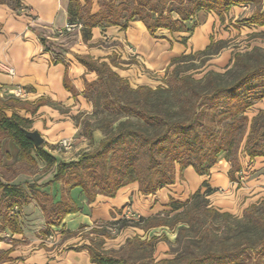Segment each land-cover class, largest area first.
Returning a JSON list of instances; mask_svg holds the SVG:
<instances>
[{
	"label": "crops",
	"instance_id": "1",
	"mask_svg": "<svg viewBox=\"0 0 264 264\" xmlns=\"http://www.w3.org/2000/svg\"><path fill=\"white\" fill-rule=\"evenodd\" d=\"M69 1L0 0V101L6 103L3 112L8 117L14 113L26 119L27 129L42 135V150L55 159L47 164L34 150L30 157L21 156L12 139L0 137V183L16 186L19 193L25 191L28 195V201L19 207L13 202L9 207L8 198H0V264H97L88 250L80 247L89 243L87 229L99 228L128 201L130 194H121L120 190L114 197L97 194L89 201L80 187L67 189L61 179H54L56 164L76 159L85 145L73 114L88 107L82 92L85 83L95 80L97 74L79 58L106 62L132 87L153 86L160 83V74L173 58L204 49L215 24L214 15L200 11L197 16L202 19L191 32L159 28L150 33L142 21L131 20L125 28L93 26L85 40L80 28L59 36L56 30L68 22ZM92 1L94 13L98 5L97 0L96 4ZM182 37H186L185 43ZM127 46L135 50L133 55L127 52ZM17 88L25 92L23 97L14 95ZM62 138L70 140L69 148L58 146ZM229 170L230 164L224 159H218L208 173L201 175L187 166L181 178L156 196L137 193L133 198L146 203L151 198L179 199V195L204 190L202 183L206 182L213 190L206 197L232 213L239 214L264 201V157L245 156L233 173L234 180ZM32 193L40 197L45 194L53 203L63 198L76 210L66 213L59 224L47 223ZM10 218L15 221L12 226L7 222ZM167 251V244L158 238L150 256L153 261L172 259Z\"/></svg>",
	"mask_w": 264,
	"mask_h": 264
},
{
	"label": "trees",
	"instance_id": "2",
	"mask_svg": "<svg viewBox=\"0 0 264 264\" xmlns=\"http://www.w3.org/2000/svg\"><path fill=\"white\" fill-rule=\"evenodd\" d=\"M255 1L257 0H97L98 10L93 13L91 12V0H84L83 4L79 0H70L67 14L69 23L81 25L82 38L85 40L90 36V30L93 26L119 25L121 28H125L131 20L142 21L150 33H154L159 28L170 31L191 32L193 26L191 28L186 27L184 21L192 18L200 9L213 10L222 6L228 8L232 5ZM173 11L178 14L177 18H172L171 13ZM258 20V23L264 24V20ZM252 21L257 22L255 18ZM181 41L185 43L186 37H182ZM213 48L214 42L210 38V42L204 49L184 53L173 58L167 70L171 65H174L172 72L176 71L177 62L189 56L213 54ZM234 55L236 62L243 57L240 52H235ZM79 60L89 70L95 71L97 74L95 80L85 83L83 95L89 97L90 93L94 92L96 95L90 96L95 107L94 111L105 112L104 117L112 111L115 112L113 114L115 117L113 116L107 120L106 127L100 124L95 126V129L104 132V136L96 149L82 152L75 160L59 161L56 164L54 179H61L67 189L80 187L89 201L93 200L97 194L114 197L119 188L132 180V173L134 170L136 171L134 165L137 158L135 149L138 146L145 149L149 162L145 171L143 170L144 174L142 173L141 181H138L137 191L141 195H151L164 185L173 184L176 175L174 163L179 164L180 171L191 165L197 174L208 173L209 168L217 161V154L220 151H225V157L229 159V150L226 143L219 138L220 134L213 132L207 125L202 127L203 122L199 119L200 107L215 104L220 99H226L229 108L224 113L232 116L235 121V116L239 114H242V118L245 119L243 113L256 101L263 100L264 103V62L260 59L259 63L246 65V69L228 84L213 83L212 81L216 75L213 70H209L205 74L206 86L204 88L196 90L193 84L192 86L189 84L193 87V94L189 98L192 105L189 107V116L183 120H171L161 113L159 111L161 104L158 103L160 106L155 105L154 102L156 97L154 100L151 97H146L152 102L150 106L144 104L145 102L138 104L131 101L123 102L121 99L122 94L126 91L145 90L148 96H151V94L158 96L164 92L170 93L171 90L174 92L173 89H164L162 86L132 88L127 80L121 78L106 62H98L83 57H80ZM181 80L186 81L185 78ZM187 83L189 82L187 81ZM4 105L6 103L0 101V137L12 139L19 147L21 156L30 157V152L34 150L47 164L53 163L55 159L45 153L41 145L35 147L32 141L24 136L21 127H28L27 120L14 113L9 117L6 116L3 112ZM132 117L137 118V121L155 124L158 129L153 134H148L144 129L135 128L132 125L134 123ZM86 125L90 126L89 123H86ZM235 125L238 124L235 123ZM263 139L264 107L252 117L246 134L245 151L250 159L256 156H264V145L261 146ZM134 141L136 146L131 143H134ZM207 143L208 146L205 148ZM207 149H211V154H206ZM110 151L117 152L115 158L111 159L109 156ZM191 154H195L196 162L190 160L189 155ZM115 159L120 161L121 167L113 172L111 169L114 167V163L111 162ZM109 162L112 166L108 164ZM237 169H239V166L234 167L230 163V179L234 180L233 173ZM155 173L156 177H154ZM202 186L205 187L203 192L199 188L192 194L194 203L199 198L202 201H208L205 197L213 191L206 182H203ZM0 187V198H8L7 204L9 207L12 206V202L19 207L22 203L28 201V195L25 191L19 193V188L16 186L0 183ZM29 187L31 190L34 189L33 185H29ZM33 196L44 211L47 223L59 224L66 213L76 210L63 198L53 203L45 194L42 195L43 197L36 194H33ZM188 203L187 200L181 202L171 199L168 204L172 211L181 213L186 209ZM258 204L264 207V201ZM258 204L250 205L244 209V212H257ZM256 219L262 222L264 228V208L256 214ZM146 220L152 222L151 217H147ZM7 222L9 226H12L15 221L10 218ZM161 224L163 223L153 221L148 226ZM90 230L91 233L96 235L100 233L94 227H91ZM244 237L243 244L239 243L234 248L208 249L202 254L189 255L184 259L175 257L158 261L152 259L150 262L140 264H242L246 248H253L252 238L248 235ZM157 239L156 236H152L140 243L148 245L151 255ZM80 247L86 248L90 254V259L97 264H137L136 261L127 257L116 256L103 250L101 240L97 236H92L88 244H83ZM258 248L261 249L260 252L264 251V240L259 242Z\"/></svg>",
	"mask_w": 264,
	"mask_h": 264
},
{
	"label": "rangeland",
	"instance_id": "3",
	"mask_svg": "<svg viewBox=\"0 0 264 264\" xmlns=\"http://www.w3.org/2000/svg\"><path fill=\"white\" fill-rule=\"evenodd\" d=\"M92 2L93 4L97 3L96 0ZM200 11H203L204 14L208 12L211 13L212 16L214 15L215 24L212 35L209 37L214 42V53L207 56H189L177 62L176 71L174 72H172L174 65H171L168 70L166 68L165 71L160 74L159 84L149 86L151 88L157 86H162L164 89L171 88L174 92L171 90L170 93L164 92L158 96L155 94L148 96L145 90L133 92L126 91L121 96L123 102L131 101L138 104H143L145 102L144 104L150 106L152 102L146 99V97H151L153 98L152 100L156 97V101L154 102L155 105L158 103L161 104V106L158 104L161 113L171 120H183L187 118L190 113L189 107L192 105V102L189 98L193 94V87H195L196 90H200L206 86L205 74L209 70H213L216 74L212 81L213 83L228 84L246 69V65L259 63L260 60L264 62V24L258 23V19L264 20V0H257L252 3L241 5H232L228 8L222 6L213 10L203 8L198 12ZM171 16L172 18H177L178 14L173 11ZM256 17L258 18L256 19ZM253 18H255L257 22H253ZM201 19L195 14L192 18L185 20L184 24L186 27L188 26V28H191L193 25L198 24V21H201ZM127 52L133 55L135 50L127 46ZM192 52L194 51L190 50L186 53ZM235 52L243 54V57L237 62L234 55ZM183 78L186 79L185 82L181 80ZM187 81L189 83H187ZM189 84H191V86L193 84V87L189 86ZM130 87L132 86L130 85ZM92 95L96 94L91 92L90 96ZM90 96L86 97L84 95L88 107L85 109L81 108L78 112L73 114V120L78 126L80 135L83 136L82 139L85 144L80 154L85 151H92L98 147L99 142L104 136V132L95 129V126L100 124L106 127L107 120L112 118L114 116L113 114H115V112L110 111L107 116L104 117L105 112L101 113L99 110L97 112L94 111L95 107ZM263 107V100L256 101L243 113L245 119L242 118V114H239L235 116V121L232 116L224 113L225 110L229 108V103L226 99H220L215 104L203 105L200 107L199 119L203 122L202 127L203 125H207L213 132L220 134L219 138L226 143V147L229 150V159H226L225 151H220L217 154V161L218 159H224L229 164L231 163L234 165V167L239 166L240 168L241 161L247 156L245 151V140L250 120ZM131 119L134 122L132 125L135 128H142L148 134H153L158 129L155 124L137 121L138 119L134 117ZM86 123H89L90 126H87ZM235 123L238 125H235ZM206 132L209 133L208 131ZM131 143L133 146H136L135 141ZM262 145H264V139L261 146ZM58 146H60L59 142ZM207 146L208 143L205 145V148ZM205 152L206 154H211V149H207ZM116 153L117 152L110 151L109 156L111 159L116 157ZM135 154L137 156L134 162L136 171L134 170L133 173L131 172L133 174L132 180L118 189L121 194L122 192L130 194L128 196V201H126L119 210L116 209V213L113 214L112 219L99 224V228H96L98 232H100L99 235L91 233V227L87 229V235L90 234L91 237L97 236L101 240V247L103 250L116 256L127 257L130 260L136 261L137 264H140L152 260L149 247H147L148 245L140 243L144 242L142 240H146L148 236H156L167 244L168 256L184 259L189 255L202 254L208 249L221 250L225 248H234L239 243L243 244L245 240L244 236L248 235L252 238L251 242L253 248H246V254L243 257L242 264H264V251L260 252L261 249L258 248L259 242L264 240V228L262 227V222L256 219V214L260 213L264 207L258 204L257 212L246 213L242 211L236 214L223 207L214 205L208 197H205L208 201H202V199L199 198V200L194 203L192 200L193 193L185 196L179 195L180 200L174 198L176 201L184 202L187 200L189 202L186 209L181 213H176L170 209L168 203L172 198L170 200L151 198L149 203L144 202L140 198L138 201H134L138 193V181H141L142 175L144 174L143 170L145 171L149 164L145 149L138 146V148L135 149ZM189 156L192 162H196L197 159L195 154ZM110 162L108 163L110 165L114 163V167L111 169L113 172L116 171L118 167H121L119 160L115 159L111 163ZM174 169L176 173L175 179L177 177L181 178L182 171L185 168L180 171L179 164L174 163ZM238 170L239 169L236 171ZM154 177H156V173ZM170 185L171 184L164 185L159 188L156 192L151 194V197L156 196L162 188ZM204 190H202V192ZM133 196L135 198H133ZM143 203L147 204L145 208ZM147 217H151L152 222H162L163 224L148 226L149 223L152 222H148V220H146ZM182 227L185 228L181 229ZM81 234L83 236L84 233ZM91 237H89V239Z\"/></svg>",
	"mask_w": 264,
	"mask_h": 264
},
{
	"label": "built area",
	"instance_id": "4",
	"mask_svg": "<svg viewBox=\"0 0 264 264\" xmlns=\"http://www.w3.org/2000/svg\"><path fill=\"white\" fill-rule=\"evenodd\" d=\"M80 27H81V25L78 23L67 22L62 28L57 29L56 33H57V35L60 36V35H63L67 32H72L75 28H80ZM130 53H131V50H130ZM8 72L13 73L11 69H9ZM13 93H14V95L20 96V97H23L25 95V92L20 88L14 89ZM59 143H60V146H62L63 148H69L71 146L70 140L66 139V138L60 139Z\"/></svg>",
	"mask_w": 264,
	"mask_h": 264
},
{
	"label": "water",
	"instance_id": "5",
	"mask_svg": "<svg viewBox=\"0 0 264 264\" xmlns=\"http://www.w3.org/2000/svg\"><path fill=\"white\" fill-rule=\"evenodd\" d=\"M21 130L26 138L32 141L34 146H39L43 143V137L37 130H29L27 128L21 127Z\"/></svg>",
	"mask_w": 264,
	"mask_h": 264
}]
</instances>
